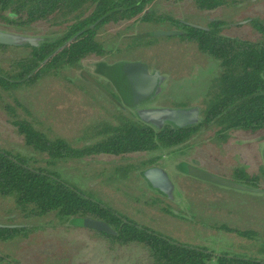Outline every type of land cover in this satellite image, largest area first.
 <instances>
[{
	"label": "rangeland",
	"instance_id": "rangeland-1",
	"mask_svg": "<svg viewBox=\"0 0 264 264\" xmlns=\"http://www.w3.org/2000/svg\"><path fill=\"white\" fill-rule=\"evenodd\" d=\"M152 6H160L158 12L200 26L212 19L225 21L220 32L242 38L254 36L248 24L250 19H264V0H236L230 5L205 9H196L192 0H155ZM108 27L109 36H113L110 34L115 29L119 31L117 37L107 36L110 39L105 47L114 52L103 57L83 58L77 68L64 67L23 93V104L35 120V126L49 137L62 138L72 147L91 142L85 138L91 124L114 122L115 116L122 114L137 118L134 109L119 100L113 66L105 65L140 61L148 69L164 75L161 92L143 104L163 107L196 105L216 68L215 62L199 53L194 45L173 36H155V42L147 48L117 50L128 45V38L175 29L168 22L133 25L126 21L115 29ZM44 31L46 27L39 24L26 35L38 37ZM109 72L114 82L104 75ZM5 119L0 109V147L46 167L56 174V179L72 185L91 201L182 246L204 248L214 254L264 259V194L217 186L172 169L177 161L194 160L214 175L235 180L233 170L241 167L249 175H257L256 187L264 189V166L259 152L262 143L258 141L264 133L245 135L234 131L227 140L203 141L186 148L183 154L162 149L122 155L101 153L47 164L48 157L32 152ZM204 134L197 131L191 140L196 143ZM153 156H156L154 164L163 167L175 183L173 200L165 199L150 188L141 171L145 166H137ZM68 222H61L52 214L26 219L14 210L10 197H0V224L39 227L28 234L15 235L11 240H0V255L11 262L0 260V264H136L139 249L124 248L115 255L116 252L106 249L102 239L90 237V229L73 227Z\"/></svg>",
	"mask_w": 264,
	"mask_h": 264
},
{
	"label": "trees",
	"instance_id": "trees-1",
	"mask_svg": "<svg viewBox=\"0 0 264 264\" xmlns=\"http://www.w3.org/2000/svg\"><path fill=\"white\" fill-rule=\"evenodd\" d=\"M154 1L0 0V29L27 36L39 24L46 27L41 36L35 37V45L29 42L20 46L0 44V109L6 117L5 121L14 127L24 144L32 152L50 159L47 158V164L58 159L101 153L122 155L162 149L183 154L186 148L203 141L227 140L234 131L245 135L264 133V19L252 18L248 21L254 30L253 37L229 36L220 32L225 21L209 20L204 25L206 29L189 27L172 15L158 12L161 7L152 6ZM234 2L236 0H192L196 9ZM126 21L133 25L168 22L180 31L173 37L191 43L199 53L215 62V71L207 80L200 101L196 104L200 112L199 122L183 128L166 124L155 128L138 118L122 114L115 116L114 122L91 124L85 137L91 142L80 147H72L62 138L49 137L35 126V120L23 104L24 91L64 67L77 68L83 58L103 57L114 52L105 45L109 37L118 36L116 32L119 31L115 26ZM107 26L109 30L115 29L113 34L109 33L113 36L107 35ZM82 29L81 33L53 53ZM128 39V45L117 49L119 52L147 48L156 40L152 33ZM7 51L13 53L7 54ZM48 55L43 64L25 78ZM113 64L104 65L109 68ZM104 75L108 80L115 81L110 72ZM116 80L114 84L119 100L131 107L125 89L119 79ZM197 131L206 134L198 137L195 143L191 139ZM155 159L156 156L142 160L137 166H147ZM33 161L0 147V197H10L14 210L26 219L52 214L61 222H68L73 217L102 220L115 233L107 235L90 229V237L102 239L106 249L111 253L116 252L115 255L124 248L139 249L136 264H264V259L214 254L204 248L177 244L167 236L146 226L136 225L128 218L91 201L72 185H65L56 179L54 172L35 165ZM233 175L235 181L256 186L257 175H249L241 167L235 168ZM38 228H0V240H11L15 235L28 234ZM0 260L11 263L3 255H0Z\"/></svg>",
	"mask_w": 264,
	"mask_h": 264
},
{
	"label": "water",
	"instance_id": "water-1",
	"mask_svg": "<svg viewBox=\"0 0 264 264\" xmlns=\"http://www.w3.org/2000/svg\"><path fill=\"white\" fill-rule=\"evenodd\" d=\"M97 21L90 24L92 27ZM186 26L206 29L204 26L192 24L183 20H179ZM245 21H242L243 23ZM84 29L74 33L69 39H67L62 45L57 47L55 51L68 43L76 35L81 33ZM178 30H157L152 33L154 36H174L178 35ZM25 42H29L32 45L36 44L35 37L21 35L11 31H5L0 29V44L8 46H20ZM52 54V53H51ZM50 54V55H51ZM48 55L43 59L38 66L31 71L25 78L30 77L50 56ZM113 74L116 76L123 88L125 89L128 100L131 104L136 101L147 99L148 97L156 94L159 91V83L163 80V76L157 71L149 73L147 66L140 61H118L112 65ZM23 78V79H25ZM22 79V80H23ZM135 114L142 122L159 128L162 125H169L175 128H183L192 126L199 122V108L195 105L183 106V107H163V106H147L142 105L136 109ZM264 136L260 137V139ZM261 159L264 166V143L261 147ZM172 169L176 170L187 177L215 184L226 188H231L238 191H246L256 194H264V189L246 185L242 182L222 178L214 175L204 169H202L197 162L177 161L172 165ZM143 176L148 181L151 188L155 189L158 193L167 198H171L174 194V185L168 177L165 169L159 166H149L143 170ZM68 225L73 227L88 228L97 232H103L107 235H113L114 230L104 221L94 219L91 217H73L69 220ZM24 227L22 224H0V228H20Z\"/></svg>",
	"mask_w": 264,
	"mask_h": 264
},
{
	"label": "flooded vegetation",
	"instance_id": "flooded-vegetation-1",
	"mask_svg": "<svg viewBox=\"0 0 264 264\" xmlns=\"http://www.w3.org/2000/svg\"><path fill=\"white\" fill-rule=\"evenodd\" d=\"M213 20V19H212ZM148 71H149V73H151L152 71H154V70H150V69H148ZM160 75H162L161 73H159ZM163 76V80L159 83V91L156 93V94H154V95H152V96H150V97H148L147 99H143V100H140V101H136V102H134L133 104H132V108L134 109V111H136V109L137 108H139L140 106H142L143 104H146V102H150V101H152L153 99H155L156 98V96L161 92V90H162V83H163V81L165 80V77H164V75H162ZM195 106H197V105H195ZM199 115H200V112H199ZM258 141H261V143L263 144L264 143V138H262V139H259ZM169 152V151H168ZM260 156H261V148H260ZM155 161L156 160H154L151 164H149V165H147V166H145L141 171H143V170H145L147 167H149V166H159V165H156V164H154L155 163ZM159 167H161V166H159ZM175 173H178V172H175ZM178 174H180V173H178ZM145 179V178H144ZM145 182L147 183V185H149V183H148V181L145 179ZM174 185H175V183H174V181L172 182ZM149 187H150V185H149ZM151 188V187H150ZM153 189V188H152ZM155 190V189H154ZM165 199H168V200H173V198H174V195H172V197L171 198H167V197H165V196H163Z\"/></svg>",
	"mask_w": 264,
	"mask_h": 264
}]
</instances>
